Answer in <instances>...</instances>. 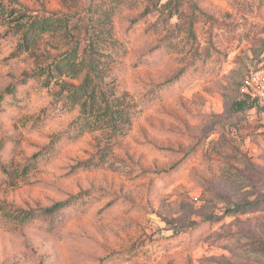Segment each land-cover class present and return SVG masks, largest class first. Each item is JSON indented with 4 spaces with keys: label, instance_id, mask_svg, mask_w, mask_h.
Instances as JSON below:
<instances>
[{
    "label": "rangeland",
    "instance_id": "rangeland-1",
    "mask_svg": "<svg viewBox=\"0 0 264 264\" xmlns=\"http://www.w3.org/2000/svg\"><path fill=\"white\" fill-rule=\"evenodd\" d=\"M168 1L16 0L0 17V36L17 30L0 39V93L16 86L5 98L15 106L0 103V264H264V108L228 119L245 79L264 73V0H191L203 13L193 47L183 9ZM151 3L155 12L141 17ZM32 14L69 25L19 55ZM161 15L169 18L154 28ZM165 37L168 49L159 45ZM90 39L123 49L117 57L98 50L117 60L106 82L137 112L128 128L95 129L44 163H28L76 113L55 110L32 130L70 78L21 80L69 41L82 42V54ZM177 75L174 90L151 101ZM103 147L102 164L77 168ZM66 201L54 229L13 217Z\"/></svg>",
    "mask_w": 264,
    "mask_h": 264
},
{
    "label": "trees",
    "instance_id": "trees-1",
    "mask_svg": "<svg viewBox=\"0 0 264 264\" xmlns=\"http://www.w3.org/2000/svg\"><path fill=\"white\" fill-rule=\"evenodd\" d=\"M11 1L17 5L16 0ZM15 6L14 4H6L3 0H0V17L8 14L11 15L16 10ZM157 7V3H151L141 17L152 14ZM167 7L177 12H181V9H183L182 13H180L182 28L187 34L188 43L190 42L193 47L197 40V16L202 18L203 13H196L199 10H197L191 0H169ZM190 8L191 10L189 11ZM168 18V16L161 15L153 27H159L160 20L166 21ZM68 25L69 21L66 18L47 14H32L28 24L21 28L24 32L17 45L16 53L20 55L29 51L33 45L39 44L46 34L66 29ZM16 32V29H9L0 36V39L10 35L14 36ZM81 43L80 41H69V47L65 52L55 55L53 60H45L42 66H38L31 73H26L24 75L25 78L21 80L22 85H27L33 80L45 78V84L49 85L59 76L67 75L70 78L69 81L65 80L58 84V87L53 93L52 106L48 112L46 111V113L34 121L32 130L43 127L55 110L68 109L76 113V117L70 125L62 132L51 135L47 147L31 157L28 163H32L33 165L44 163L46 160L56 156L64 147L75 143L84 134L95 129L106 127L113 131H119L120 126L126 127V125L128 128L137 112L138 104L122 100V94H118L120 91L119 87L114 82H106L109 77H113L119 72L116 65L111 67V64L117 60L109 59H111V56L117 57L123 54L121 46L116 43L105 44L100 40L95 42V40L90 39L81 54ZM172 43L171 39H166L165 37L159 45L168 49ZM99 46L112 51L111 56H106L104 52L98 50ZM173 49H176V47ZM82 56L83 58H81ZM140 63L141 60H138L134 63V66L138 67ZM179 79L180 76L177 75L173 79L158 85L153 92L154 96L151 101L159 99L161 96L173 91ZM75 81H78V83H75ZM238 92V96H241V98H234L232 102V114L229 116V120L237 114H240V112L252 109L257 105L255 100H252L247 94L241 92L240 87L238 88ZM15 93L16 86H8L0 93V103H7L13 106V102H8L9 100L7 101L5 98L6 94L13 96ZM4 99L6 101H3ZM106 149L107 147L98 149L96 155L78 164L77 168L85 169L99 166L106 157ZM259 205V202H256L250 204L249 207H259ZM69 206L70 203L66 201L44 209H20L12 212L14 213L13 217L15 219L26 225L38 223L54 229L64 220V212Z\"/></svg>",
    "mask_w": 264,
    "mask_h": 264
},
{
    "label": "built area",
    "instance_id": "built-area-1",
    "mask_svg": "<svg viewBox=\"0 0 264 264\" xmlns=\"http://www.w3.org/2000/svg\"><path fill=\"white\" fill-rule=\"evenodd\" d=\"M241 92L264 108V73L248 76L241 87Z\"/></svg>",
    "mask_w": 264,
    "mask_h": 264
}]
</instances>
